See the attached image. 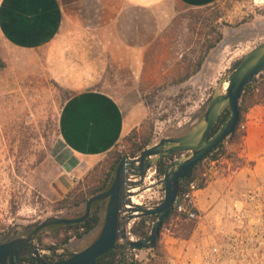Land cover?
Returning a JSON list of instances; mask_svg holds the SVG:
<instances>
[{
	"label": "rangeland",
	"instance_id": "1",
	"mask_svg": "<svg viewBox=\"0 0 264 264\" xmlns=\"http://www.w3.org/2000/svg\"><path fill=\"white\" fill-rule=\"evenodd\" d=\"M61 1L66 9L60 35L47 45L34 49L15 47L0 31L1 242L27 235L33 224L48 216L67 217L81 212L85 204L74 205L75 200L84 192L86 195L99 176L109 172L112 160L107 158L112 152L130 155V142L125 138L134 131L141 138L150 137L149 147L164 137L190 130L205 113L222 74L264 41V0H216L206 6L166 0L148 9L128 7L119 11L111 24L81 27L68 20L78 2ZM83 4L88 9L94 2ZM219 32L222 40L211 47ZM67 66L77 68V72L64 73ZM255 79L259 91L253 92L251 87L247 91L253 94L255 103L243 111L242 121L251 120L256 126L252 132L259 137L264 130V71ZM78 84L114 96L124 111L129 131L103 158L99 168L70 190L67 207L60 208L59 201L66 194L55 191L60 173L57 156L64 147L59 118ZM227 146L245 154L246 137H230ZM180 155H170L167 163ZM244 156L234 160V165L240 167L236 173L211 185L209 191L221 193V201L229 189L246 191L264 186V153L255 161ZM155 169L156 166L151 171ZM163 177L156 169L140 188L141 201L162 200ZM150 180L155 184L149 185ZM107 202H102L103 218ZM201 206L202 218L195 222L172 215L160 230L157 247L144 250L141 257L149 258L150 264H188L190 258L196 264L198 247L216 237L210 208ZM138 220L139 217L135 222ZM102 225L81 238L73 237L58 249L52 246L59 244L63 232L54 237L51 230H44L42 241L35 238L34 243L50 261L65 258L90 245ZM5 237L8 240L2 241ZM242 264H264V248Z\"/></svg>",
	"mask_w": 264,
	"mask_h": 264
},
{
	"label": "water",
	"instance_id": "2",
	"mask_svg": "<svg viewBox=\"0 0 264 264\" xmlns=\"http://www.w3.org/2000/svg\"><path fill=\"white\" fill-rule=\"evenodd\" d=\"M264 71V41L238 58L220 77L203 116L186 133L164 137L152 146L143 149L138 155L125 156L117 165L115 177L109 188L91 196L86 203L84 214L77 217L48 216L40 221L27 235L0 243V264H27L25 258H32L36 264H97L96 259L111 249L125 248L147 250L156 246L163 222L174 210L179 191V182L190 176L194 166L215 150L236 128L240 117V99L246 86L259 73ZM228 86L224 90V84ZM229 107V118L210 136L222 112ZM181 155L169 162L161 180L165 186L163 200L154 207L131 203L135 187L145 186L149 169L172 154ZM141 189L137 194L141 193ZM136 194V195H137ZM107 199L106 213L102 229L97 238L87 247L65 258L48 261L34 243L38 232L50 225L78 223L91 213L92 203ZM126 204H131L127 209ZM128 214H124V212ZM142 215H157L149 235L130 240L127 223ZM125 239L120 246L118 240Z\"/></svg>",
	"mask_w": 264,
	"mask_h": 264
},
{
	"label": "crops",
	"instance_id": "3",
	"mask_svg": "<svg viewBox=\"0 0 264 264\" xmlns=\"http://www.w3.org/2000/svg\"><path fill=\"white\" fill-rule=\"evenodd\" d=\"M76 1L77 9L72 7V14L76 11L68 20L81 27L111 24L119 11L122 13L128 7L148 9L166 0ZM88 1L94 5L86 9L83 3ZM215 1L176 0L188 6H206ZM65 9L66 5L61 0H3L0 4V31L15 47L39 48L59 37ZM89 10L90 15H86ZM76 72L77 68L67 66L64 73ZM83 86H76L78 90L66 99L60 113L59 130L64 147L57 156L60 173L55 180V191L60 195L67 194L83 180L129 131L124 111L114 96L101 89ZM247 121L248 129L242 132L246 137L244 155L255 161L264 153V130L257 137L252 132L256 126L251 120ZM258 128L259 133L261 128ZM213 182L200 195V204L210 208V212L217 210L222 202L219 198L221 193L209 191Z\"/></svg>",
	"mask_w": 264,
	"mask_h": 264
},
{
	"label": "built area",
	"instance_id": "4",
	"mask_svg": "<svg viewBox=\"0 0 264 264\" xmlns=\"http://www.w3.org/2000/svg\"><path fill=\"white\" fill-rule=\"evenodd\" d=\"M257 77L259 74L255 76V78ZM255 78L250 82V87L253 92H258L259 85ZM247 129L248 121H242L239 124L238 132L242 133ZM229 138L230 136L222 142L221 147L216 148L209 153L210 155L203 158L199 167L195 168L194 166L189 177L180 180L179 191L174 203V218L194 222L200 220L204 211L200 204L201 191L213 181L238 171L240 167L234 165V160L245 156L242 151L233 150L227 146ZM241 138H244L243 135ZM151 169L146 174L145 185L147 177L151 173H156L157 168L154 171ZM164 196L161 197L162 200ZM162 200L151 203L142 201L141 204L154 207ZM125 206L129 209L132 205L126 204ZM124 214H128V212L126 211ZM209 214L210 221L214 223L216 237L205 246L198 247L196 264H242L248 256L256 254L258 250L264 248L263 185H256L246 191L229 189L224 193L221 206ZM135 219L127 223L130 240L140 238L132 232ZM118 244L125 245V239L120 238ZM119 249L129 251L124 264H150L149 258L141 257V252L144 250L131 249L129 246ZM188 262V264H194L191 258Z\"/></svg>",
	"mask_w": 264,
	"mask_h": 264
},
{
	"label": "trees",
	"instance_id": "5",
	"mask_svg": "<svg viewBox=\"0 0 264 264\" xmlns=\"http://www.w3.org/2000/svg\"><path fill=\"white\" fill-rule=\"evenodd\" d=\"M223 38V34L221 32L218 33L216 40L214 43H212L211 47L214 46L215 43H218L222 40ZM202 63V60H200L198 67H200ZM0 65L2 66L3 64L0 62ZM255 78V77H254ZM250 88V83L246 86L242 97L240 99V117L239 120L237 122L236 128L233 131V133L230 135V137L232 139L235 138H241L242 133L238 132V128H239V124L242 122L243 119V111L247 110L248 107L252 104L255 103L254 99H253V94H249L247 93V91ZM230 116V109L229 107H227L221 114L220 118L218 119L217 123L215 124L214 128L212 129L210 136H212L218 129L219 127L229 118ZM126 141L130 142V155L129 156H135L137 155L139 152H141L143 149H145L148 145L151 144V139L150 137H144L141 138L139 136V133L137 131H134L132 134L128 135L126 138ZM222 143L218 146L221 147ZM217 147V148H218ZM112 152V150L110 151ZM109 152V153H110ZM112 156L108 157L107 159L112 160L111 163V168L109 170V172L102 174L101 176H99L96 181L93 183L92 186L89 187V189L86 191V195L85 192L84 194L82 193V198H78L75 200L74 205H79L81 203L85 204V208L79 212L78 214H74V215H67V217H77V216H81L82 214H84L85 210H86V203L87 200L98 193H101L105 190H107L109 188V186L112 184L114 177H115V171L117 168L118 163L120 162V160L125 157L128 156L127 154H124L122 152L119 151H114L112 152ZM210 155V154H208ZM102 161H100L88 174L87 176L94 172V170L99 168V164ZM167 158L161 160L158 162V164L156 165L157 170L164 174L165 173V168L167 166ZM202 164V160L200 162H198L195 165V168L199 167ZM86 176V177H87ZM72 195V191L68 192L66 194V196L64 198H62L59 203H60V208H65L67 207V204L70 200V197ZM102 202L103 200H96L92 203V208H91V213L90 215L82 222H78V223H61V224H53L50 225L48 227H45L43 229H41L37 236L36 239L40 242L42 241V232L44 230H51L53 232V236L54 237H59L61 232H63V236L60 238L59 240V244L52 246L55 249L60 248L62 245L67 244L73 237H78L81 238L83 237L85 234L90 233L91 231H93L97 226H99L100 224L103 223V217H102ZM174 214V212H172L168 218H166V220L163 222V225L168 221V219ZM157 218V215H142L139 217V220L136 221L134 223V225L132 226V232L133 234H135L136 236L140 237V238H145L149 235L151 228H152V222L155 221V219ZM39 222L33 224L31 226V231L35 228V226L38 224ZM162 225V227H163ZM161 227V228H162ZM8 240L6 237L2 239V241H6ZM1 242V241H0ZM158 243L156 244L155 248L157 247ZM128 250L126 249H111L108 252H106L105 254H103L102 256L98 257L96 259V263L97 264H124L126 261V257L128 254ZM74 252H70L68 255H72ZM45 259L50 261V259L48 258V256H45ZM25 262L27 264H36L35 261L32 258L26 257L25 258Z\"/></svg>",
	"mask_w": 264,
	"mask_h": 264
},
{
	"label": "bare ground",
	"instance_id": "6",
	"mask_svg": "<svg viewBox=\"0 0 264 264\" xmlns=\"http://www.w3.org/2000/svg\"><path fill=\"white\" fill-rule=\"evenodd\" d=\"M228 81H226L225 82V84H224V90L227 88V86H228ZM153 174L154 173H152L151 175H149V177H147V179H146V182H147V180L148 179H150L152 176H153ZM152 183H154V181L153 180H150V184L149 185H151ZM147 189H149V188H147ZM146 189V190H147ZM140 191V187H135L133 190H132V192H134L133 193V195L131 196V200H132V202L134 203V204H141L142 203V201H141V197L139 196L140 194H137V192H139ZM137 194V195H136Z\"/></svg>",
	"mask_w": 264,
	"mask_h": 264
}]
</instances>
